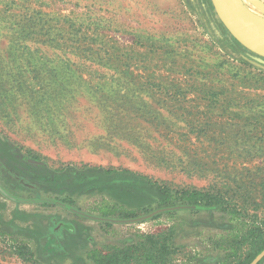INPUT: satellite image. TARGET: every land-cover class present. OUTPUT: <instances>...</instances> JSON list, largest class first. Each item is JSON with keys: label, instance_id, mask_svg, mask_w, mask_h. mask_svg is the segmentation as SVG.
Segmentation results:
<instances>
[{"label": "rangeland", "instance_id": "374dc122", "mask_svg": "<svg viewBox=\"0 0 264 264\" xmlns=\"http://www.w3.org/2000/svg\"><path fill=\"white\" fill-rule=\"evenodd\" d=\"M249 54L210 0H0V139L51 170L129 169L216 195L236 212L238 243L213 264L241 262L264 242V69ZM108 197L76 205L124 218L188 207L126 223L79 218L102 249L161 234L182 213L166 211L199 207ZM1 205L12 203L0 195V218ZM225 228L203 229L165 258L141 238L119 264H199L225 244ZM30 243L0 226V264H69Z\"/></svg>", "mask_w": 264, "mask_h": 264}, {"label": "flooded vegetation", "instance_id": "af4514ba", "mask_svg": "<svg viewBox=\"0 0 264 264\" xmlns=\"http://www.w3.org/2000/svg\"><path fill=\"white\" fill-rule=\"evenodd\" d=\"M78 171L75 168L51 170L43 161L0 139V188L9 196L2 190L0 195L12 203L11 207L1 205L4 206L1 210L5 214L0 218V226L8 234L30 239V244L47 256L68 258L69 264L85 259L88 253L101 248L95 243L94 226L83 223L79 218L112 224L117 222L101 218H131L92 214L77 206L76 200H86L90 195H102L109 202V194L127 196L129 191L123 189L115 192L101 186L83 189L78 184ZM81 194L85 195L81 197ZM20 204L25 206L21 207ZM34 204L36 206L33 207ZM50 208L56 212H49ZM56 209L66 212L61 213ZM71 251H75L76 256Z\"/></svg>", "mask_w": 264, "mask_h": 264}, {"label": "trees", "instance_id": "16d2710c", "mask_svg": "<svg viewBox=\"0 0 264 264\" xmlns=\"http://www.w3.org/2000/svg\"><path fill=\"white\" fill-rule=\"evenodd\" d=\"M79 170L78 184L83 189L88 187L101 186L113 189V191L127 190L134 193L143 202V208L156 203L159 206L174 204L197 205L198 208L183 209L178 211H166L168 214H177L172 224L161 234H134L125 236L119 242L108 244L104 249H94L85 256V259L74 261L73 264H119L123 261L131 249H136L143 243H148L145 252L154 251L157 257L165 258L169 252V246L178 248L181 240L201 235L204 230L227 228L229 236L225 239V244H220L217 240L216 254H209L199 258V264H213L222 258L220 254L226 251L227 257L236 255V245L238 243L237 234H232L237 220L235 210L227 206L223 200L209 192L191 189H170L160 183L152 181L146 175L121 168H105L100 166H87L85 168H75ZM83 184H80V182ZM116 196V195H115ZM145 209V208H144ZM195 214H192L194 213ZM131 214V212H128ZM222 218V219H220ZM225 228V229H226ZM203 230V231H202ZM231 234V235H230ZM221 238V237H217ZM140 239V240H139ZM264 248V242L255 249L246 259L233 264H249V262ZM138 249V248H137ZM264 257L257 263L259 264ZM234 261V260H233Z\"/></svg>", "mask_w": 264, "mask_h": 264}, {"label": "water", "instance_id": "95a60500", "mask_svg": "<svg viewBox=\"0 0 264 264\" xmlns=\"http://www.w3.org/2000/svg\"><path fill=\"white\" fill-rule=\"evenodd\" d=\"M212 6L229 33L251 52L247 58L252 64L264 69V2L262 0H210ZM0 190H2L0 188ZM3 193H5L2 190ZM9 196L7 193H5ZM34 201V200H32ZM188 206L160 208L142 217L131 219L101 218L111 222L126 223L141 220L157 212ZM94 217V216H92ZM264 257V248L249 264H257Z\"/></svg>", "mask_w": 264, "mask_h": 264}]
</instances>
